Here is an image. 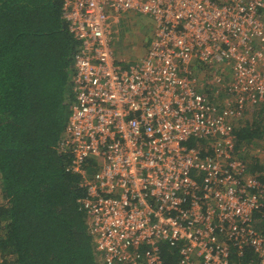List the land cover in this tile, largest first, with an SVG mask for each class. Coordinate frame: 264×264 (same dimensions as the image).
<instances>
[{
    "label": "built area",
    "instance_id": "1",
    "mask_svg": "<svg viewBox=\"0 0 264 264\" xmlns=\"http://www.w3.org/2000/svg\"><path fill=\"white\" fill-rule=\"evenodd\" d=\"M135 17L151 33L127 60L116 45ZM62 19L76 49L60 149L100 263L163 264L160 245L181 243L177 264L244 248L264 264L261 184L233 134L264 108V0H62Z\"/></svg>",
    "mask_w": 264,
    "mask_h": 264
},
{
    "label": "trees",
    "instance_id": "2",
    "mask_svg": "<svg viewBox=\"0 0 264 264\" xmlns=\"http://www.w3.org/2000/svg\"><path fill=\"white\" fill-rule=\"evenodd\" d=\"M75 49L62 0H0V264H101L80 177L60 149ZM256 121L233 134L237 156L261 184L252 224L264 236V108ZM188 146L211 154L201 140ZM159 248L163 264L178 263L181 243ZM234 251L231 264L256 260L249 248Z\"/></svg>",
    "mask_w": 264,
    "mask_h": 264
},
{
    "label": "rangeland",
    "instance_id": "3",
    "mask_svg": "<svg viewBox=\"0 0 264 264\" xmlns=\"http://www.w3.org/2000/svg\"><path fill=\"white\" fill-rule=\"evenodd\" d=\"M137 19H138V17H135V20H137ZM146 23H148L146 20H143V21L139 20V21L132 22V24L137 25V26H139L140 24H142L144 26H148ZM130 36L134 37L133 30H132V35H130ZM140 37H141V34L139 35L138 38H140ZM148 37L149 36L143 37L140 42H142V43L147 42ZM132 40H134L133 41L134 43H133V46H132V50L133 51L129 52V49H127L124 52V56L127 58V60H133L135 58H138L141 55H143L144 52H145V49H143L144 47L142 45H140V43H139V39L136 40L135 37H134V38H132ZM131 44H132V42H131ZM128 46H129V44H124L123 42L118 43L116 45V53H118L121 49H123L125 47L128 48ZM117 48L118 49L120 48V50L118 51ZM258 115H259V110H255L254 112L247 113V116L245 117V120L242 121L243 122L242 124H245L246 122L250 123V124H253L254 121H256V120L258 121Z\"/></svg>",
    "mask_w": 264,
    "mask_h": 264
},
{
    "label": "crops",
    "instance_id": "4",
    "mask_svg": "<svg viewBox=\"0 0 264 264\" xmlns=\"http://www.w3.org/2000/svg\"><path fill=\"white\" fill-rule=\"evenodd\" d=\"M143 20H146V19H142V21ZM134 21H139L138 19L137 20H135V19H130V20H128V21H126L123 25H122V28H124V33L126 32V31H129V32H126L127 33V35H125L124 33H122V35H121V37H120V41L118 42V43H121V42H123L124 44H129V46H128V48H123V49H121L120 50V48L118 49V54L119 55H121V56H124V52H125V50H127V49H129V52H132L133 50H132V46H133V41L134 40H132V38H134L135 37V39L137 40V39H139V43H140V45H142L144 48L143 49H145V51H146V47H147V42H148V39H147V42H145V43H142V42H140L141 40H142V38L143 37H145V36H150V33H151V27H150V25H149V23H146L148 26H144V25H142V24H140L139 26H137V25H134V24H132V22H134ZM147 21V20H146ZM132 30H133V32H134V37H132V36H130V35H132V34H129L130 32L132 33ZM141 34V37L140 38H138L139 37V35ZM131 42H132V44H131ZM125 57V56H124Z\"/></svg>",
    "mask_w": 264,
    "mask_h": 264
},
{
    "label": "clouds",
    "instance_id": "5",
    "mask_svg": "<svg viewBox=\"0 0 264 264\" xmlns=\"http://www.w3.org/2000/svg\"><path fill=\"white\" fill-rule=\"evenodd\" d=\"M255 261V260H254ZM250 263H253V262H250Z\"/></svg>",
    "mask_w": 264,
    "mask_h": 264
}]
</instances>
